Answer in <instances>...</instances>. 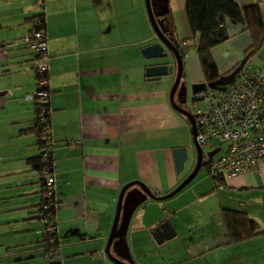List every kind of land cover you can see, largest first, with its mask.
<instances>
[{"label": "crops", "instance_id": "crops-1", "mask_svg": "<svg viewBox=\"0 0 264 264\" xmlns=\"http://www.w3.org/2000/svg\"><path fill=\"white\" fill-rule=\"evenodd\" d=\"M235 1L259 4L264 21V0ZM157 4L163 31L176 43L195 45L186 0ZM39 14H44L51 54L62 264H118L106 245L123 187L139 180L157 196L166 195L192 172L197 159L190 122L170 101L174 75H146V67L156 61L147 60L143 48L158 39L144 0H45L43 6L36 0H0V264L52 260L42 233L43 174L31 160L45 151L37 131L36 54L26 44ZM224 27L228 38L212 49V56L221 73L215 81L227 90L248 56L264 68V41L249 52L251 32L230 18ZM183 62L182 81L192 96L211 87L197 52ZM184 146L189 160L177 173L173 149ZM208 146L202 149L210 164L181 191L166 199L149 197L135 210L125 236L133 264H264V162L217 189L209 167L224 156L226 145L213 139ZM225 208L246 212L263 233L230 243ZM166 220L175 236L158 243L153 232Z\"/></svg>", "mask_w": 264, "mask_h": 264}, {"label": "built area", "instance_id": "built-area-1", "mask_svg": "<svg viewBox=\"0 0 264 264\" xmlns=\"http://www.w3.org/2000/svg\"><path fill=\"white\" fill-rule=\"evenodd\" d=\"M41 6L45 0H36ZM28 48L36 54L34 68L37 75V90L34 96L39 110L38 118L46 135L44 158L53 157L56 142L52 138L51 128V89L48 34L45 21L35 20V27L26 37ZM177 46L183 58L189 55V43L179 41ZM193 110L197 126V142L203 147L213 139L226 142V153L212 162L209 175L214 179L217 189L225 187L227 179L239 175L264 162V68L256 66L251 57H247L239 66L236 80L227 89H215L208 86L196 91L193 96ZM202 105V106H201ZM49 193L55 191V176L50 168L45 170ZM54 202H50L52 207ZM47 225L42 232L57 231L56 215L46 217ZM55 221V222H54ZM57 264H62L59 249L52 252Z\"/></svg>", "mask_w": 264, "mask_h": 264}, {"label": "trees", "instance_id": "trees-1", "mask_svg": "<svg viewBox=\"0 0 264 264\" xmlns=\"http://www.w3.org/2000/svg\"><path fill=\"white\" fill-rule=\"evenodd\" d=\"M185 11L192 38L197 40L195 42L197 53L208 83L219 79L221 76L217 63L212 56V49L228 38V33L224 27L225 18L242 23L251 32L253 43L248 50L249 52L251 50L256 52L259 45L264 41V21L259 4L241 5L235 0H186ZM35 18L45 21L44 14H39ZM37 127L41 147L45 149L47 140L39 118H37ZM53 159L52 157L50 160H46L44 152L39 157L31 158L43 174V198L40 211L45 225H47L46 217H49L50 214L56 215L59 204L55 194L49 193L44 173L47 168H50V172L54 174ZM209 164V161H205V165ZM51 201L55 204L52 207L49 206ZM223 218L230 243L245 241L263 233L259 224L251 219L246 212L225 208L223 209ZM42 233L45 237L46 247H48L46 253L51 255L53 251L59 249L60 237L57 231ZM51 264H57V261L52 258Z\"/></svg>", "mask_w": 264, "mask_h": 264}, {"label": "water", "instance_id": "water-1", "mask_svg": "<svg viewBox=\"0 0 264 264\" xmlns=\"http://www.w3.org/2000/svg\"><path fill=\"white\" fill-rule=\"evenodd\" d=\"M145 4L149 20L159 41L143 48V54L147 59L170 58L169 60L148 65L146 67V75L149 79H159L160 77L169 75L172 70V65H176L177 74L170 90V101L173 108L184 115L190 122L197 159L192 172L173 191L166 195L157 196L148 185L139 180L131 181L123 187L119 196L114 224L106 245L107 255L112 261L118 264H133V258L127 247L125 236L135 210L149 197L154 199H166L177 194L196 177L205 164L203 149L196 140L197 126L195 117L186 105L188 91L186 83L182 81L184 65L183 56L177 43L170 38L173 34H167L163 31L161 26H164V21L160 20V23L158 22L152 8L151 0H145ZM173 156L176 171L180 173L184 170L185 164L189 160V148L187 146L176 147L173 149ZM133 186L138 187L130 189ZM153 234L156 241L162 243L165 240L173 238L175 236V230L171 223L166 220L159 227L155 228ZM112 250H114L119 257L114 256Z\"/></svg>", "mask_w": 264, "mask_h": 264}, {"label": "rangeland", "instance_id": "rangeland-1", "mask_svg": "<svg viewBox=\"0 0 264 264\" xmlns=\"http://www.w3.org/2000/svg\"><path fill=\"white\" fill-rule=\"evenodd\" d=\"M145 1V0H144ZM151 4H152V8H153V11H154V14H155V16H156V18H157V20H158V22L160 23V18H159V12H158V10H157V0H151ZM146 5V4H145ZM162 27V29H163V26H161ZM155 35H156V33H155ZM156 38L158 39V41H159V38L157 37V35H156ZM197 41V40H196ZM194 52H197V46L196 45H193V44H191L190 45V47H189V53L191 54V53H194ZM170 58H167V59H165V58H156V59H147V60H149V61H156V63L157 62H162V61H164V60H169ZM175 68H176V65L175 64H173L172 65V70H171V72H170V74L169 75H167V79L170 77H173V75H174V81H175V79H176V74H177V71H174L175 70ZM174 81H173V83H174ZM218 82L220 81V80H217ZM217 81H215V82H212V83H210L211 84V87H213V88H215V89H222V88H220L218 85H217ZM187 107H188V109L189 110H193V100H192V88L191 89H188V100H187ZM202 106V105H201ZM211 143V142H210ZM210 143H208L207 145H204L203 146V149L205 150V151H208L209 149H208V145L210 144ZM225 145H227V143L226 142H223ZM193 150V149H192ZM49 257V259H51V256L49 255L48 256ZM55 260V259H54ZM55 261H57V260H55Z\"/></svg>", "mask_w": 264, "mask_h": 264}]
</instances>
